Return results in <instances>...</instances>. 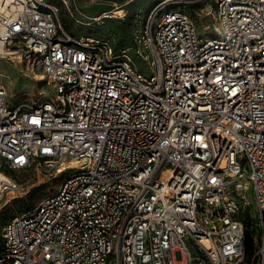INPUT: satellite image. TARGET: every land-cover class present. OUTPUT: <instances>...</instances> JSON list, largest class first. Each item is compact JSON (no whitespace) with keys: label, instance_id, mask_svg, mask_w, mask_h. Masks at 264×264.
Listing matches in <instances>:
<instances>
[{"label":"built area","instance_id":"obj_1","mask_svg":"<svg viewBox=\"0 0 264 264\" xmlns=\"http://www.w3.org/2000/svg\"><path fill=\"white\" fill-rule=\"evenodd\" d=\"M63 20L0 0V46L52 91L12 107L0 87V206L18 172L77 166L4 225L0 264H264V0H163L121 51Z\"/></svg>","mask_w":264,"mask_h":264},{"label":"rangeland","instance_id":"obj_2","mask_svg":"<svg viewBox=\"0 0 264 264\" xmlns=\"http://www.w3.org/2000/svg\"><path fill=\"white\" fill-rule=\"evenodd\" d=\"M61 4L64 24L79 36L105 40L112 42L117 51L129 48L132 45L133 32L140 28L142 22L150 12L163 0H52ZM116 9L125 10V20L100 19L104 13ZM200 9L190 6L186 10L191 13L199 25L205 24V18H201ZM134 57V52H131ZM141 71L149 74L148 67L137 59ZM0 87L6 93L10 106L17 107L23 104H37L47 95L51 89L41 77L30 74L24 64H20L13 58H0ZM68 171H48L40 168L26 169L15 174L26 195H23L0 211V247L2 246V229L4 225L15 215L20 214L40 203L49 194L55 192ZM243 183L249 184L246 191L251 209V220L247 223L248 237L254 238L253 245L259 248L262 232L259 228L258 205L253 184L248 176L241 178ZM247 259H251V247L246 245ZM176 258L181 259L180 252Z\"/></svg>","mask_w":264,"mask_h":264},{"label":"bare ground","instance_id":"obj_3","mask_svg":"<svg viewBox=\"0 0 264 264\" xmlns=\"http://www.w3.org/2000/svg\"><path fill=\"white\" fill-rule=\"evenodd\" d=\"M9 1L11 0H7V3H9ZM124 10L123 9H117L116 10V14L117 15H123ZM81 38H85L83 36H80ZM10 56V53H7L6 49H3V47L0 46V58H8ZM12 59V58H10ZM77 167L75 163H73V165L68 164L67 162L62 163V165L60 166V170H59V174H61V172H65L70 168H75ZM18 197H15L13 195H9L8 200L0 206V211L2 209H4L7 205H9L12 201H14L15 199H17Z\"/></svg>","mask_w":264,"mask_h":264},{"label":"trees","instance_id":"obj_4","mask_svg":"<svg viewBox=\"0 0 264 264\" xmlns=\"http://www.w3.org/2000/svg\"><path fill=\"white\" fill-rule=\"evenodd\" d=\"M253 242H254V240L253 239H247V242H246V245L248 246V245H250V247H251V250H252V245H253Z\"/></svg>","mask_w":264,"mask_h":264}]
</instances>
